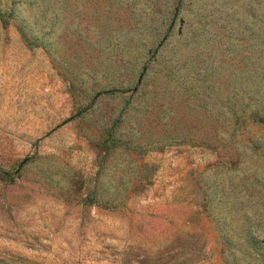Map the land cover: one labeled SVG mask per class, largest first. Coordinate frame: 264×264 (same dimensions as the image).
<instances>
[{
  "label": "rangeland",
  "instance_id": "rangeland-1",
  "mask_svg": "<svg viewBox=\"0 0 264 264\" xmlns=\"http://www.w3.org/2000/svg\"><path fill=\"white\" fill-rule=\"evenodd\" d=\"M0 264H264V0H0Z\"/></svg>",
  "mask_w": 264,
  "mask_h": 264
}]
</instances>
